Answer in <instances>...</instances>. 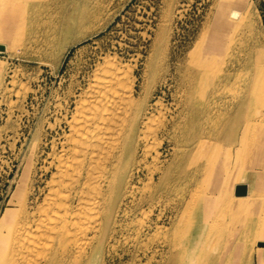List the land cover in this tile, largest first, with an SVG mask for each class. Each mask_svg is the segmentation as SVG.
I'll return each mask as SVG.
<instances>
[{
    "label": "bare ground",
    "instance_id": "1",
    "mask_svg": "<svg viewBox=\"0 0 264 264\" xmlns=\"http://www.w3.org/2000/svg\"><path fill=\"white\" fill-rule=\"evenodd\" d=\"M39 1L0 0V51L11 49V33L18 34L26 28L25 34H31L32 23H39L41 14L50 9L48 4ZM223 5H227L226 2ZM75 9L65 22L72 20L81 30L72 41L65 42L68 26H60L61 21L51 22L43 29L45 32L42 30L50 51L58 41L55 52L59 56L68 44L76 43L91 32L84 28L99 15L101 6L83 0ZM212 60L204 58V63L195 65L187 77L181 74L180 82L187 83L189 94L180 98L177 112L167 113L162 111L161 100L148 102L147 92L144 94V90L138 88L134 66L124 62L117 52L101 54L91 70L83 74L85 84L74 81L66 94L59 121L65 125L61 139L52 140L50 160L44 168L50 175L45 181L42 198L31 205L25 193L14 205L5 208L0 217V223L10 220L9 233L4 232L0 224V264H104L107 247L111 240H118L122 217L132 208L129 202L135 201L139 189L134 181L136 172L148 156L155 161L148 165L149 200L158 203L164 199L168 205L176 187L189 180L199 181L194 171L213 159L208 154L210 149L217 150L232 143L234 155L224 167L223 179L226 189L232 187L231 199L224 201L228 212L234 207L237 217L241 209L259 205L262 201L255 196L259 195L256 194L259 189H264V170L256 165L260 164L264 153V135L261 134L264 127L258 122L262 113L258 103L264 99V73L258 69L254 74L247 70L235 73L240 84L231 89L226 106L235 107L237 102L238 114L229 113L227 121L231 123L234 119L233 128L220 133L214 103L220 99L233 75L225 66H219V72H210L208 61ZM1 68L0 60V71ZM153 107L162 115L159 121H155L157 115ZM192 126L194 130L186 133L187 127ZM158 135L171 145L170 160L161 158L163 147H156ZM205 154L207 157L201 164ZM237 184L246 185V194L234 193ZM144 198L141 197V201ZM197 200L193 194L188 198L181 196L174 206L170 205L180 213L178 220L172 219L170 230L165 228L161 213L154 220L152 233L161 236L151 256L167 255L158 264H194V255L200 259L196 264L215 261L211 257L205 263L202 258H208L209 249L216 245L217 234L222 231L218 228V216L226 213H216L218 216L214 219L207 218L203 222L200 216L193 214ZM141 201L133 205L138 208ZM194 223L201 226L195 230ZM246 230L250 231L248 241L243 238L245 242L242 244L238 240L235 246H249L250 258L254 246L248 243L253 233L264 235V218L258 221L247 218L242 232ZM190 242L193 245L189 249ZM256 258L257 264H264V247L258 245Z\"/></svg>",
    "mask_w": 264,
    "mask_h": 264
},
{
    "label": "rangeland",
    "instance_id": "2",
    "mask_svg": "<svg viewBox=\"0 0 264 264\" xmlns=\"http://www.w3.org/2000/svg\"><path fill=\"white\" fill-rule=\"evenodd\" d=\"M82 1L40 0L50 9L41 14L39 23H32L30 36L25 34L26 28L18 34L11 33V49L0 51V217L5 208L14 205L25 193L31 205L42 198L45 181L50 175V171L45 172L44 168L50 160L52 140L61 139L65 125L59 121L63 116L66 94L74 81L85 84V75L101 54L117 52L124 62L134 66L138 88L144 90V94L147 92L148 102L161 100L162 111L167 113L175 111L180 98L189 94L187 83L180 82L181 74L187 77L195 65L204 63V58H216L208 61L210 72L215 73L219 66H225L233 75L220 99L214 103L220 133L233 128V116L231 123L227 119L230 114H238L237 102L235 107L226 106L231 89L240 84L235 73L247 70L254 74L256 69L264 73V0H87L92 5L101 6L99 15L84 28L91 32L76 43L68 44L59 56L55 52L58 41L54 40L52 51L46 47L49 42L43 38L44 30L51 22L61 21L60 26H68L65 42L72 41L81 30L76 22H65ZM224 2L227 5H223ZM258 106L262 107L258 122L264 127V99ZM151 109L157 115L155 121H159L161 113L155 107ZM192 130L193 126L187 127L186 133ZM261 134L264 135V130ZM162 138H157L156 147H163L161 158L170 160L173 150ZM160 139L164 142L162 145ZM233 145L226 143L217 150L210 149L208 154L213 159L204 164L207 154L202 156V166L193 170L196 175L198 173L199 181L189 180L176 187L168 200L169 206L165 205L164 199L158 203L149 200L148 165L155 161L148 156L141 171L136 172L134 181L139 189L135 201L129 202L132 208L122 217L118 240H111L108 245L104 264H154L155 260L158 264L167 258V255L162 258L158 254L157 257L151 256L161 236L152 233L154 220L161 213L165 228L170 230L172 219L178 220L180 215L170 205L174 206L181 196L188 198L192 194L198 197L193 214L200 216L203 222L207 218L214 219L218 216L216 213H226L218 216V228L222 231L217 234L216 245L208 251L211 256L202 258L203 262L212 257L213 264H257V244L264 242V235L253 233L255 242L248 243L254 246L249 258L250 247L243 248L242 244L245 242L243 238L248 241L250 231L242 232V229L247 218L254 221L264 218V189L256 192L259 195L255 199L262 202L249 208L251 212L241 209L237 217L234 207L228 212L224 201L231 199L232 187L226 189L223 179L224 167L234 155ZM260 158L262 160L256 168L264 170V153ZM140 196L146 197L144 201ZM139 201L143 206L136 208L133 204ZM0 224L3 231L9 233L10 220H3ZM199 226L194 223L195 230ZM238 240L242 244L235 246ZM192 245L190 242L188 248ZM192 260L196 264L200 259L194 255Z\"/></svg>",
    "mask_w": 264,
    "mask_h": 264
},
{
    "label": "water",
    "instance_id": "3",
    "mask_svg": "<svg viewBox=\"0 0 264 264\" xmlns=\"http://www.w3.org/2000/svg\"><path fill=\"white\" fill-rule=\"evenodd\" d=\"M246 185L244 184H237L234 189V193L236 195H244L246 194ZM258 245H264V242H259Z\"/></svg>",
    "mask_w": 264,
    "mask_h": 264
}]
</instances>
